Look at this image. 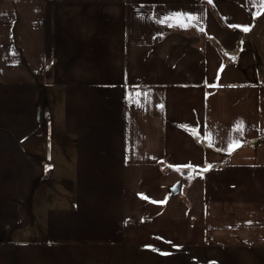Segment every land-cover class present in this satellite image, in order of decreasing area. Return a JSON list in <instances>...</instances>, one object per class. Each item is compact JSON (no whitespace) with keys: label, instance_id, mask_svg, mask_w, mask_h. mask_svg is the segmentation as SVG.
<instances>
[{"label":"crops","instance_id":"obj_1","mask_svg":"<svg viewBox=\"0 0 264 264\" xmlns=\"http://www.w3.org/2000/svg\"><path fill=\"white\" fill-rule=\"evenodd\" d=\"M263 17L0 0V264H264Z\"/></svg>","mask_w":264,"mask_h":264},{"label":"rangeland","instance_id":"obj_2","mask_svg":"<svg viewBox=\"0 0 264 264\" xmlns=\"http://www.w3.org/2000/svg\"><path fill=\"white\" fill-rule=\"evenodd\" d=\"M264 2V0H262ZM261 23L257 22L255 27L259 28L258 32L255 33L256 38V48L260 51L259 66L260 72H258L259 84H260V94L264 100V17L260 20ZM260 24V26H259ZM260 47V48H259ZM260 117L264 118V103L260 107ZM263 120V119H262Z\"/></svg>","mask_w":264,"mask_h":264},{"label":"snow or ice","instance_id":"obj_3","mask_svg":"<svg viewBox=\"0 0 264 264\" xmlns=\"http://www.w3.org/2000/svg\"><path fill=\"white\" fill-rule=\"evenodd\" d=\"M209 2H211V0H209ZM182 15H184V14H182V13H171V14H169V17H166V18H165V20H167V19H171V18H178V17H181ZM188 18H189V19H195V17H188ZM165 20H162V21H160V22H161V23H164ZM179 26H181V27H186L187 25L180 24ZM243 30H244V31H248L249 29H248V28H244ZM230 148H231V145H230ZM211 167H212V166L209 165L208 168H204V169H202L201 171H208Z\"/></svg>","mask_w":264,"mask_h":264},{"label":"water","instance_id":"obj_4","mask_svg":"<svg viewBox=\"0 0 264 264\" xmlns=\"http://www.w3.org/2000/svg\"><path fill=\"white\" fill-rule=\"evenodd\" d=\"M181 183H182V181L179 180L175 184L171 185L170 188H169V190H170L169 194L170 195L177 194L180 191V189H181Z\"/></svg>","mask_w":264,"mask_h":264},{"label":"trees","instance_id":"obj_5","mask_svg":"<svg viewBox=\"0 0 264 264\" xmlns=\"http://www.w3.org/2000/svg\"><path fill=\"white\" fill-rule=\"evenodd\" d=\"M54 61L55 59L54 58H51L47 61L46 65H47V68L53 70L54 69Z\"/></svg>","mask_w":264,"mask_h":264}]
</instances>
